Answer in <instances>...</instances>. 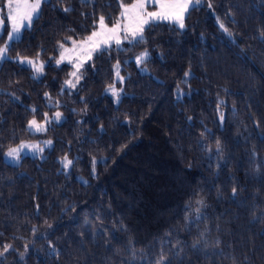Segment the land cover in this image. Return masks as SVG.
<instances>
[{
  "label": "trees",
  "instance_id": "trees-1",
  "mask_svg": "<svg viewBox=\"0 0 264 264\" xmlns=\"http://www.w3.org/2000/svg\"><path fill=\"white\" fill-rule=\"evenodd\" d=\"M133 1L49 0L0 63V264H264V0H203L183 30L149 25L61 93L58 48ZM141 52L147 74L131 61ZM15 58L44 61L42 78ZM54 111L45 158L6 164Z\"/></svg>",
  "mask_w": 264,
  "mask_h": 264
},
{
  "label": "snow or ice",
  "instance_id": "snow-or-ice-1",
  "mask_svg": "<svg viewBox=\"0 0 264 264\" xmlns=\"http://www.w3.org/2000/svg\"><path fill=\"white\" fill-rule=\"evenodd\" d=\"M197 3H199V0H197ZM40 5L41 0H7V15L6 17H0V24L4 23L5 18L10 21L11 30L7 32L9 41L18 39L17 34L20 32L21 28L31 24L33 16L38 14ZM152 5H155V10L147 11V8ZM190 6L195 7V5H192L191 0H135V2L129 5L121 4L123 11L120 14V19H118L111 28L105 24L104 17H100L98 30L93 31L84 41L80 42L78 47H74L72 50L65 49L64 52H61L60 59L57 60V64L61 63L65 59V53L69 51L72 53H85L87 58L90 59L91 50L110 47L113 42L119 46L122 39L130 38V42H143V31L145 25H148L150 21H172L177 24L179 28L183 29L185 27V13L188 11ZM209 7H211V4H209ZM67 10L68 9H65V11ZM220 27L227 32V29L224 28L223 24H220ZM121 33H123V37L121 36ZM137 37H139V40H137ZM73 45L76 46L77 42L73 41ZM63 47L64 46L61 45V48ZM7 51V45L0 48V58H4ZM144 55H146V53ZM141 59H143V57H138V62H140ZM23 62L24 61L22 60L21 63ZM27 63L32 65L34 71L37 73L42 71V65L37 66L32 60H28ZM74 67L78 70L79 65H74ZM72 75L76 76V73L73 72ZM117 76L119 77V72H117ZM78 79L79 77H77V80ZM120 79L122 80V77ZM65 83L69 86H74L71 81H66ZM110 90L113 92V95H117L115 89ZM55 115L58 120L60 113L57 112ZM221 120H223V114H221ZM29 128H35L37 131L45 130L44 126L42 124H38L35 120L29 122ZM47 143L51 144V141H48ZM29 147L42 151V149H38V146L36 145L29 146L22 144L20 149H10L7 152V156L12 159H19L20 150ZM217 151H219V142H217ZM71 163V160H67V158H65V167L70 166ZM235 192L236 189L234 188L233 193L235 194ZM197 203L202 204L203 202L197 201ZM10 247V245L4 246V252H7ZM3 254L4 253H0V256ZM165 259L166 257L161 256L160 260H158L156 264H163Z\"/></svg>",
  "mask_w": 264,
  "mask_h": 264
},
{
  "label": "rangeland",
  "instance_id": "rangeland-1",
  "mask_svg": "<svg viewBox=\"0 0 264 264\" xmlns=\"http://www.w3.org/2000/svg\"><path fill=\"white\" fill-rule=\"evenodd\" d=\"M48 1L49 0H41V5H40V8L38 10V14H35L33 16V19L31 21V24H32L33 20L35 18H37L38 15L40 14L42 5L44 3H46V2H48ZM133 2H135V0ZM202 2H203V0H199V3H197V0H191L192 5H195V7L201 5ZM6 4H7V0H0V17H6V15H7ZM191 8H193V7L190 6L189 9H188V11L185 13L184 24H185L186 18L188 16ZM153 10H155V5L149 6L147 8V11H153ZM122 11H123V9L120 6L117 20L120 19V14H121ZM159 23L171 25V26H173V27H175L176 29H179V30H183L185 28L184 27L183 29H181L174 22H172V21H165V20L150 21V23L148 25H145V28H147L149 25H154V24H159ZM31 24L30 25H26L24 28H21L20 32L17 34L18 35V39H14L12 41H9L8 40V36H7V32L11 30V23H10V21H8L5 18L4 19V23L3 24H0V48L5 47V45H7L8 48H9V46L11 45L12 42L17 41V40H19L21 38L23 31L25 29L30 28ZM113 25H111V26H108L107 25V26L109 28H111ZM98 28H99V21H98V23L96 25L95 30H98ZM145 28H144V30H145ZM121 36L123 37V33H121ZM86 38H84L82 40H77L76 41L77 42V45L76 46L73 45V41L74 40H70L68 42V44L65 45L63 48H61V47L58 48V53H57V57H56V59L54 61V66H57V67L66 66V67H68V75H67V78L65 79L64 84H63V86H62V88L60 90L61 93L66 92V93L72 94V93L75 92V90L77 89V87H78V85H79V83L81 81V74H82L83 68L93 58V56L95 54H97V53H99L101 51H105V50H107V49H109L111 47H114L116 49H122L125 46H130L133 43H135V42H130V38L129 39H122V42H121V44L119 46H117L113 42L110 47L102 48V49H98V50H91V58L90 59L87 58V56H86L85 53H82V52L72 53L71 51H69V52H66L65 53V59L61 63L57 64V60L60 59L61 52H64L65 49L72 50L74 47H78L79 44H80V42L84 41ZM137 40H139V37H137ZM145 53H146V55H144ZM138 57H143V59H141L140 62H138ZM148 58H149V55H148L147 52H141L138 56H136L135 58H133L131 60L133 62V64H134L135 68L137 69V71L139 73H141V74H147L148 73L147 72V69L144 66V63L147 61ZM6 59H7V52H6L4 58H0V63L3 62ZM22 60L24 61L23 63H21ZM28 60L34 61L37 66L42 65L43 66L42 67V71L39 72V73H37L36 71H34L32 65H30V64L27 63ZM14 61L19 66L30 70L31 77L33 79L39 80V79L42 78V76L44 74V67H45L44 61H42V60H40L38 58H33V59H30V58H15ZM74 65H79L78 70H77L76 67H74ZM121 71H122V66L120 64L116 63V64L113 65V67H112L113 84L111 86L105 88L104 91H103V94L105 96H107L111 100V102L113 103L114 106H117L118 105V103L120 102V100H121V98L123 96V85H124V82H125V80L127 78V75H123L121 73ZM73 72L76 73V76H73L72 75ZM117 72H119V77L117 76ZM77 77H79L78 80H77ZM121 77H122V80L120 79ZM66 81H71L72 85H74V86H69L68 84L65 83ZM110 89H115V92L117 93V95H113V92ZM47 105L49 107H52L53 106V104L51 102H47ZM57 112H59V111H54L50 115L45 114L44 119L42 121H38V120L32 118L30 121L35 120L38 124H42L44 126V129L45 130H43V131H37L35 128H29V122H30L29 121L28 124H27V127H26L27 128V131L30 134H33V135L37 136L38 138H36L33 141H23V142H20L16 146L12 147V148L20 149V146L22 144L29 145V146L36 145V146H38V149H42V151L36 150V149H32L30 147L29 148H23L19 152V159H12V158H10V157L7 156V152L10 149H12V148H10V149H8L3 154V161L6 164H8V165L16 166V165H18L21 162V160L24 157L36 158V159H39V160H43L45 158V156H46V153L48 151H50V149L52 147V142H51V144H48L47 143L50 140L47 139V138H45L43 136L44 133L46 132V130L49 127H51L52 124L58 125V124L62 123V121L64 119V117L62 116V114L59 112L60 113V117L57 120L56 115H55ZM64 161L65 160H61L60 161L61 162V166L64 168V170H67L69 166L68 167H65L64 166Z\"/></svg>",
  "mask_w": 264,
  "mask_h": 264
}]
</instances>
